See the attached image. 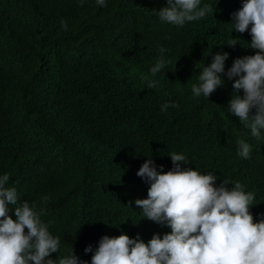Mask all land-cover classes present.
<instances>
[{
	"label": "trees",
	"instance_id": "trees-1",
	"mask_svg": "<svg viewBox=\"0 0 264 264\" xmlns=\"http://www.w3.org/2000/svg\"><path fill=\"white\" fill-rule=\"evenodd\" d=\"M156 2L0 0V176L9 174L18 205L43 209L42 221L61 241L50 259L73 248L80 264H91L82 256L86 242L169 234L135 201L147 199L150 187L139 168L149 158L158 172L170 171V153L187 157L182 169L215 174L216 187L239 181L255 195L254 222L264 219V140L227 110L234 92L226 85L208 99L191 92L198 67L235 37L228 12L203 32L194 24L165 31ZM161 48L170 62L152 76ZM165 104L176 106L161 111ZM125 129L141 135L136 147L123 144ZM238 140L251 146L249 158L237 154Z\"/></svg>",
	"mask_w": 264,
	"mask_h": 264
},
{
	"label": "clouds",
	"instance_id": "clouds-1",
	"mask_svg": "<svg viewBox=\"0 0 264 264\" xmlns=\"http://www.w3.org/2000/svg\"><path fill=\"white\" fill-rule=\"evenodd\" d=\"M161 1L152 11L157 22L167 26L165 31H182L194 24L203 32L213 19L228 12L235 37L220 43L212 61L198 67V83L192 84L191 92L194 98L208 99L226 85L228 92H234L227 110L250 127L254 138L264 140V0ZM96 3L106 6V0ZM60 23L66 31L67 23L63 19ZM165 51L160 49L161 58L150 68L152 76L170 62L163 58ZM156 86L154 80L147 85ZM175 106L162 105L161 111ZM142 128L139 125L137 130ZM120 137L130 147H136L135 137L141 139L128 129ZM237 144V154L249 158L251 146L244 140ZM169 158L174 165L170 171L163 172L161 166L158 172L149 158L139 168L136 175L150 187L147 199H137L135 206L143 218L165 224L171 232L149 239L104 236L99 244L86 242L81 248L83 258H91V264H264V219L254 222L252 214H260L250 209L254 193L246 192L239 181L223 180L216 187L215 174L182 169L181 165H189L183 154L170 153ZM9 180L7 173L0 176V264H80L73 248L57 260L49 258L59 253L60 238L42 221L43 209L37 211L27 201L18 205L17 189L8 186ZM10 205L15 206L11 208L15 220L9 215Z\"/></svg>",
	"mask_w": 264,
	"mask_h": 264
}]
</instances>
